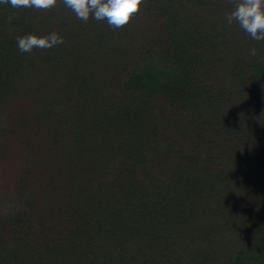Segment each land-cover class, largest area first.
<instances>
[{
	"label": "trees",
	"instance_id": "obj_1",
	"mask_svg": "<svg viewBox=\"0 0 264 264\" xmlns=\"http://www.w3.org/2000/svg\"><path fill=\"white\" fill-rule=\"evenodd\" d=\"M231 7L146 0L113 29L0 4V264H264V41Z\"/></svg>",
	"mask_w": 264,
	"mask_h": 264
},
{
	"label": "clouds",
	"instance_id": "obj_2",
	"mask_svg": "<svg viewBox=\"0 0 264 264\" xmlns=\"http://www.w3.org/2000/svg\"><path fill=\"white\" fill-rule=\"evenodd\" d=\"M61 2L78 20L85 23L90 18L106 21L109 27L119 29L131 23L146 0H0V4L13 8L41 11L53 9ZM227 3L232 6L226 13L227 24L231 26L235 22L253 40L264 41V0H227ZM64 42V38L55 31L43 36L29 33L16 37L21 53H31L34 48L51 49ZM249 55H256L254 47L249 50Z\"/></svg>",
	"mask_w": 264,
	"mask_h": 264
},
{
	"label": "rangeland",
	"instance_id": "obj_3",
	"mask_svg": "<svg viewBox=\"0 0 264 264\" xmlns=\"http://www.w3.org/2000/svg\"><path fill=\"white\" fill-rule=\"evenodd\" d=\"M17 199L7 184L0 185V211L9 212L18 209Z\"/></svg>",
	"mask_w": 264,
	"mask_h": 264
}]
</instances>
